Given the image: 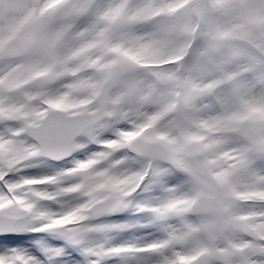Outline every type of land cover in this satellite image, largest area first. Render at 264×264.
I'll use <instances>...</instances> for the list:
<instances>
[{"label":"snow or ice","instance_id":"1","mask_svg":"<svg viewBox=\"0 0 264 264\" xmlns=\"http://www.w3.org/2000/svg\"><path fill=\"white\" fill-rule=\"evenodd\" d=\"M0 264H264V0H0Z\"/></svg>","mask_w":264,"mask_h":264}]
</instances>
